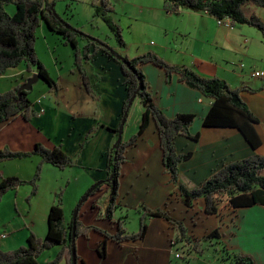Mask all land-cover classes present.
Instances as JSON below:
<instances>
[{"label":"crops","instance_id":"obj_1","mask_svg":"<svg viewBox=\"0 0 264 264\" xmlns=\"http://www.w3.org/2000/svg\"><path fill=\"white\" fill-rule=\"evenodd\" d=\"M47 1L51 3L53 0ZM148 1L154 2L153 6L135 10L141 16L146 15L149 24L159 31L160 44L151 43L142 50L138 48L135 55L132 54L135 51L132 45L136 44H129L125 37L124 48L111 46L116 53L134 59L153 52L171 65L193 69L201 77H217L232 88L246 86L256 90L255 93L242 94L249 109L259 119L256 129L262 143L253 150L235 129L203 126V119L211 107L210 99L179 82L178 77L174 76L168 82L166 73L152 64L139 66L155 104L168 118L181 113L196 116L192 133L200 134L199 140H176L179 153H192V158L180 166V183L196 188L226 163L253 155L264 156V79L251 77L255 70L264 71L262 34L248 25L230 28L228 20L220 24L205 13L183 9L168 14L164 0ZM6 8L10 14L16 11L13 5ZM247 8L249 14H246ZM244 10L247 16H256L264 23V8L246 7ZM129 15L128 21H132L135 13L132 11ZM41 25V33L47 39L46 24ZM85 69L86 80L75 69L73 61L72 70L58 72V82L54 80L57 87H48V91L41 92L42 98L30 100L35 111L31 122L18 117L0 129V151L30 155L0 162V183L4 178L32 180L42 163L40 156L32 154L39 144L50 150L61 146L74 161L73 166L64 169L42 165L39 187L40 190L49 187L45 188V197L29 200L32 189L28 185L19 186L3 197L0 202V215L4 211L0 216V236L5 237L0 239V249L16 250V245H23L28 239V231L44 239L48 233V214L62 191L66 224L73 223L81 200L95 187L79 207L76 219L83 227L94 228L87 237L76 239L78 264H169L175 259L177 229L161 217L145 215L148 229L142 241L115 243L106 239L105 235L118 232L117 223L126 222L124 219L127 215L130 217L131 209L135 214L141 210V205H145L147 211H167L171 219L183 222L188 234L195 239L218 229L221 237L215 241L216 254L223 253L225 248L251 257L255 264H264V210L258 206L234 210L225 202L217 215L208 216L204 212L203 199L196 201L190 209L185 207L178 188L165 171L158 133L152 120L137 142L127 147L123 154L118 195L109 214L111 187L106 181L111 172L115 138L120 130L119 115L127 94L121 66L104 54H97ZM35 74L34 71L28 72L24 65L9 70L0 76V93L24 85ZM3 82L5 84L1 86ZM134 216L131 230L130 226H123L128 234L139 231L141 214ZM234 238L237 241L234 242ZM245 240L248 244L244 243ZM103 243L106 244L105 257L99 253ZM59 250L47 252V259L51 260ZM195 258L194 254L188 257L191 261ZM220 263L219 258L210 264Z\"/></svg>","mask_w":264,"mask_h":264},{"label":"trees","instance_id":"obj_2","mask_svg":"<svg viewBox=\"0 0 264 264\" xmlns=\"http://www.w3.org/2000/svg\"><path fill=\"white\" fill-rule=\"evenodd\" d=\"M56 1L58 0H53L51 3L47 0H0V76H4L11 69L24 65L28 72H36L35 75H38L49 88L57 87L45 67L36 57L35 42L41 23L46 24L52 32L59 34L65 45L73 48L75 69L84 80L87 77L85 65L90 63L99 53L104 54L121 66L127 98L119 115L118 128L121 126L122 119L128 110L129 101L133 95L137 94L136 99L140 100L144 113L137 135L133 136L128 142H116L115 148L112 150L111 172L108 174L106 181L112 190L111 205L108 209L109 214L112 213L113 203L118 195V179L121 164L124 161L123 154L127 147L133 146L139 137L142 136L150 120L154 122L158 133L165 171L169 175L171 183L178 188L181 201L185 207L190 209L196 201L203 199L205 202L204 212L208 216L217 215L221 204L225 202L234 210L256 206L264 210L263 155H253L239 161L226 163L196 188L191 189L180 183V166L192 158V153H179L176 147V140L177 138H186L192 141L199 140L200 134L192 133L196 116L194 114L181 113L174 118H168L155 104L145 75L139 66L152 64L166 73L168 82L174 76L178 77L179 82L210 99L212 102L211 107L203 119V126L210 129H235L240 132L253 150H257L262 143L256 129L259 119L249 109L242 94L244 92L255 93L256 90L246 86L232 88L217 77H201L193 69L187 66L171 65L153 52H148L134 59L121 56L124 62L130 66L128 68L118 59L120 55L107 46L106 42L90 38L78 28L71 27V29H68L69 24L65 20L60 19L53 10ZM164 1L165 10L168 14L178 13L183 9L196 13H205L220 23H225L228 20L231 28L237 25L253 27L264 37V23L256 16H247L244 10L246 7L264 8V0ZM101 3L103 8L96 7L97 14L100 15L102 13L104 21L115 32L118 45L124 48L126 43L122 36V30L111 18L106 16L107 13L113 10L112 6L109 5V0H101ZM10 5H13L16 9L13 15L6 11V7ZM82 43L85 44L82 45ZM20 87L0 93V129L18 117L31 122L35 115V111L32 108L33 104L29 99L31 91L21 92V97L19 98L17 92ZM119 131L118 129V134ZM118 134L116 135L117 138ZM32 154L42 158V163L37 167L33 179L22 181L18 178H4L0 183V202L9 191L27 184L32 186L30 200L37 192V184L41 179L43 164H50L60 169L74 165V161L62 151L61 146L50 150L39 144ZM28 156L30 155L4 150L0 151V162ZM63 195L64 191L56 197L55 203L48 214L47 236L42 239L31 233L26 247L23 246L18 250L8 252L0 249V264H38L40 256L45 251L55 247H61V250L56 258L48 264H61L63 261H66L67 264H73V249H75V245H72L71 238L74 223L66 224L62 201ZM145 210L147 213L141 214L140 229L137 233L128 234L123 228L121 221L118 223V232L114 235H105L106 239L115 243L142 241L148 229L146 214L152 217L164 218L175 226L177 229L176 242L181 245L178 250L182 249L185 259L193 254H202L205 242L218 240L221 237L217 229L201 239L192 238L188 234L184 223L171 219L167 211L161 209L147 211L146 208ZM92 230L94 228L83 227L78 220H75L76 239L80 236L87 237ZM105 245V243L100 245L101 250L99 253L101 257L106 256ZM222 251L225 254L220 257L222 264H226V262H230V264H255L251 257L241 255L235 251H228L225 248ZM179 255V258L175 257L169 264H177L174 260L181 259V254ZM76 258L78 260V256Z\"/></svg>","mask_w":264,"mask_h":264},{"label":"rangeland","instance_id":"obj_3","mask_svg":"<svg viewBox=\"0 0 264 264\" xmlns=\"http://www.w3.org/2000/svg\"><path fill=\"white\" fill-rule=\"evenodd\" d=\"M153 4L154 2L148 0H109V5L112 6L113 10L107 13L106 16L111 18L112 21L117 26L120 27V29L122 30V36L124 38L125 37L127 38L129 44L130 43L136 44V45H132L133 49H135V51L132 52V54L136 55V50L138 48L142 50L148 47V45H150L151 43L152 45L160 44L159 31L156 30L154 26H151V24H149V19L146 18V15L141 16V14L135 10V8L139 9V7L141 8L142 6H153ZM96 7L97 8L101 7V9L103 8L101 0H58L55 2L53 6V10L60 19L65 20L71 27L81 28L82 30L80 31L84 35L101 42H106L107 46H109L112 49L111 46L118 45L115 32H113L109 28L107 23L104 21L102 13L100 15L97 14ZM132 11L135 13V17L132 21L130 20L128 21V17L130 16L129 14H131ZM7 13L9 12L7 11ZM246 14H249L248 8L246 9ZM42 27L43 26L41 25L37 31V40L35 42L36 57L39 60V62L45 67V69L50 75V78L58 82L59 71L69 72L70 70L73 69V61H74L73 48L71 46H66L65 43L62 41L61 36L57 33L52 32L47 25L45 27L46 30L48 31L47 33H49V37L45 39L41 33ZM122 27L124 29L128 28L125 34H124V29ZM48 43H50V45H48ZM4 84L5 82L1 83V86ZM48 87L49 86L44 81L42 80L39 81L34 85L33 90L31 91L32 93L29 95V99L35 101L38 100V98L39 99L42 98L43 93L41 92L48 91ZM4 90L5 91L3 93L10 91L8 89H4ZM143 113H144L143 106L141 105L140 100L136 99L131 106L127 121L123 128V135H122L123 143L128 142L133 136L137 135ZM117 140L118 138L116 137L115 143L117 142ZM138 179L140 178L138 177ZM39 182L37 184V192L31 199L35 197H39L40 199L47 195L45 188H49V187L44 186L40 190ZM27 185L30 186L32 189L31 185L29 184ZM60 193H58V195ZM144 207L145 205H141V210L137 211L135 214H134V210L131 209L129 211L131 212L130 217L127 215V217L124 219V221L126 220V222L122 223L123 226L124 224L125 226H130L129 228L131 230V228H133L134 226V221H133V219H135L134 215L142 214L146 212ZM3 214L4 211H1L0 216H2ZM242 230H244V228H242ZM28 233L30 236L32 232L28 231ZM215 241L216 240L205 242L204 252L200 255L194 254L196 258L192 261L191 259L188 258L185 259L183 257L184 254L182 253V249L178 250V247H181V245L178 244L176 247L177 248L176 252L178 250V253L181 254L182 258L174 261H176L177 264H187V263L210 264L213 263V261L216 263L217 259H219L221 256H224V253L222 252L220 254L215 253V249H216ZM235 241H237L236 238H234V242ZM244 243L248 244L246 240L244 241ZM27 245H28V239H26L23 245H16L15 248H17L16 250H18L23 246L26 247ZM58 248H60L61 250V247H55L53 249H58ZM60 250L57 252L55 257L51 258V260L47 259V255H48L47 252H49L50 250L45 251L38 259V264L50 263L56 258ZM61 264H67V263L66 261H63Z\"/></svg>","mask_w":264,"mask_h":264},{"label":"water","instance_id":"obj_4","mask_svg":"<svg viewBox=\"0 0 264 264\" xmlns=\"http://www.w3.org/2000/svg\"><path fill=\"white\" fill-rule=\"evenodd\" d=\"M68 29H71V26L69 25L68 26ZM113 53V52H112ZM118 59L125 65L127 66L128 68L130 67L128 64H126L124 62V60L122 59L121 56L118 57ZM41 80V78L38 76V75H34L33 77H31L30 79L27 80V82L22 85L20 87V89L18 90L17 94H18V97L20 98L21 97V92L23 91H32L33 90V86L38 83L39 81ZM137 97V94L133 95V97L131 98V100L129 101V106H128V110L127 112L125 113V116L124 118L122 119V122H121V126H120V131H119V134H118V140H117V143H120L122 141V135H123V128H124V125H125V121L127 119V116H128V112H129V109L131 108L133 102L135 101ZM115 148V147H114ZM110 181V180H109ZM108 181V183H109ZM95 188V187H94ZM94 188L92 190H90L88 192V194L85 195V197L81 200L78 208L76 209L75 213H74V221H73V233H72V238H71V242H72V245H75L76 243V235H75V220L77 219V216H78V212H79V207L83 204L84 200L86 197L89 196L90 193H92V191L94 190ZM76 249H73V264H78V261H77V253L75 252Z\"/></svg>","mask_w":264,"mask_h":264},{"label":"built area","instance_id":"obj_5","mask_svg":"<svg viewBox=\"0 0 264 264\" xmlns=\"http://www.w3.org/2000/svg\"><path fill=\"white\" fill-rule=\"evenodd\" d=\"M220 24H222V23H220ZM228 27H230V22L228 24ZM241 67H244V65H241ZM251 77H253L255 79H264V71L263 70H255L251 73ZM38 103H41V100H39ZM3 237H5V236L4 235L0 236V239ZM179 257H180V255L178 253H176V258H179Z\"/></svg>","mask_w":264,"mask_h":264}]
</instances>
